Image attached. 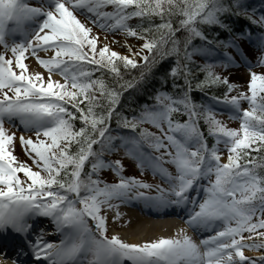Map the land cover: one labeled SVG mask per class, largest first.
<instances>
[{
	"label": "snow or ice",
	"instance_id": "snow-or-ice-1",
	"mask_svg": "<svg viewBox=\"0 0 264 264\" xmlns=\"http://www.w3.org/2000/svg\"><path fill=\"white\" fill-rule=\"evenodd\" d=\"M228 15L244 16L264 29V16L249 15L241 0H39L38 6L0 0V233L23 238L12 254L9 244L0 242V262L23 264L20 257L31 252L37 264H264V254L245 255L246 250L264 253V72L254 70L264 69V36L256 62L246 61L245 90L237 91L226 76L216 74L215 65L200 69L205 78L196 87L225 86L214 99L229 109L230 120L239 121L238 128L217 119L212 108L192 102V70L187 64L181 69V45L184 60L190 61L191 40H207L202 26L231 31L221 19ZM94 28L106 33L103 41ZM117 33L124 43L105 42L107 34ZM246 35L251 39L250 32ZM129 37L139 44H128ZM227 46L239 51L235 43ZM170 55L177 59L168 75L180 94L157 91L154 104H145L139 116H122L123 92L145 79L144 71L132 80L125 75L141 68V61L150 71ZM30 59L44 71H30ZM233 62L228 56L224 66ZM178 77L187 91L180 92ZM174 115L187 119L174 120ZM114 116L118 127L132 133L139 129L138 134L114 136ZM6 122L12 129L20 126L21 149L38 170L14 155L16 131ZM117 140L141 174L150 168L167 189L157 186L158 195H146L152 185L124 176L120 160H105L118 149ZM144 145L159 155L146 152ZM164 164L174 166L175 174ZM105 169L119 182L102 181ZM133 199L156 208L191 205L185 223L211 234L199 243L183 229L175 238L143 243L109 236L108 213L115 210V223L120 205ZM33 217L50 219L59 242L44 239L43 231L33 239Z\"/></svg>",
	"mask_w": 264,
	"mask_h": 264
},
{
	"label": "trees",
	"instance_id": "trees-1",
	"mask_svg": "<svg viewBox=\"0 0 264 264\" xmlns=\"http://www.w3.org/2000/svg\"><path fill=\"white\" fill-rule=\"evenodd\" d=\"M247 12L251 11L253 8L248 6L245 8ZM111 11V9H108ZM264 16V5L262 6V14ZM222 21L229 25L231 31H228L224 28L219 26H202L203 31L207 37V40H201L198 37H194L191 40V44L188 46L189 52L192 53L191 60L185 61L184 54H183V45H181V54H180V61H181V69H183L184 65L187 64L189 68L192 70V74L189 77L191 80V91L188 93L192 102L197 106H204L209 108L211 104L217 105L219 103L214 97H221L225 92V86L223 85H211L201 88L196 87L197 83L203 81L205 78V73L202 72L200 69L205 65H212L211 62L206 60L204 61H197L195 58L196 55H199L204 50H210L215 52L218 50L223 54H230L233 51V48L227 46L229 42H242L243 37L238 36L239 33H244L246 27H248V31L255 35V33L259 32L264 34V29L260 28L258 25L252 24L247 18L244 16H222ZM138 21L132 20L129 21L130 24L135 25ZM157 22H159L157 20ZM178 36L183 38L185 33H177ZM211 41V43H209ZM195 50V51H194ZM176 56L170 55L167 58L159 61L156 65L151 67V70L143 67V63L141 64L142 67L139 69L132 70L131 73L125 75V80H132L133 77H138L141 71L145 73V79L140 81L136 84L135 87L128 88L126 91L123 92L120 104L118 106V112L122 115L127 117L129 120L133 118V116H139L142 110V107L147 104L149 106L154 104V100L151 97L157 91L167 92L171 95H177L178 93L177 88H173V78L168 75L172 68L176 67ZM123 71V69H121ZM213 71L220 75L216 70V67L213 68ZM97 76L100 75L99 72L96 73ZM223 76V75H220ZM226 76V75H225ZM230 83L237 85L240 87L237 91L245 90L244 86L246 85L247 78L245 79H234L233 77L227 75L226 76ZM109 82L110 78H109ZM176 85H178L180 92L187 91V86L185 85V81L183 77H178L175 80ZM236 92H233L232 95H235ZM174 120H180L183 122L187 118L184 116L174 115ZM219 119V118H218ZM228 127L230 128H238L239 123L233 122L231 120L223 121ZM77 126H79L77 124ZM143 128L149 131V127L144 124L142 125ZM111 128L112 134L116 137L124 136L130 137L133 135H137V133H132L130 129L120 128L117 126L116 117L114 116L111 121ZM200 128L202 131L205 132L207 135L206 128L203 125V121L200 122ZM150 132V131H149ZM159 135V134H157ZM179 135V134H178ZM117 145L119 144V140L116 141ZM208 143L211 145L213 143L211 138H208ZM119 147V146H118Z\"/></svg>",
	"mask_w": 264,
	"mask_h": 264
},
{
	"label": "rangeland",
	"instance_id": "rangeland-1",
	"mask_svg": "<svg viewBox=\"0 0 264 264\" xmlns=\"http://www.w3.org/2000/svg\"><path fill=\"white\" fill-rule=\"evenodd\" d=\"M31 1L34 3L35 6H38V3H39L38 0H31ZM89 26H91V25H89ZM93 31H94V34L95 33H98L99 34V36H100V38H101L102 41L104 40V37H105L106 33L100 31L99 29H95V28L93 29ZM107 37H108V39L105 42H111V41H120L121 43H124L125 42V37L123 35L119 34V33L114 34V35L113 34H107ZM126 42L128 44H132V45H138L139 44V41H137V40H135L134 38H131V37L127 38V41ZM257 45H258V41L255 42V44H254L253 47H249L247 49L245 48L244 51H242V53H239V51H237V49H236V51H235V54L236 55L233 54V53L230 54L231 57L233 58V61H234L232 64H230V65H232V68H233L232 69L233 73H231V75H233V76H231V77H239L240 75L241 76H245L246 78L248 77L247 76L248 73L246 71L249 70V69L246 66V61L247 62H250V63H253V64L256 62V60L258 58V53H257V50H256L257 49ZM111 46H112V48L114 50L120 52L121 54H127L126 49L123 48V47H121V44H119V43H112ZM0 51H2V49H0ZM31 60L32 59L28 60L27 63H30ZM216 67H218L219 70H220V72H223V73H226V71L230 70L229 65L227 66V68L225 66H223V65H218ZM30 69H31V67H30ZM254 70L264 71V69H261V68H255ZM239 73H240V75H239ZM54 79L59 80L60 77L57 76V77H54ZM244 104L245 103L242 104L243 107H244ZM218 110H221L224 113H227V110L225 108H223V107H219ZM12 131H16V136H17V141H16V144H15V149H18V150L23 151L21 149V146H20V143H19V139H18V137L22 134L21 131L14 130V129H12ZM25 135H28V134H25ZM32 138L33 139L35 138L34 134H32ZM23 156H25V158L28 159L27 162H29L30 164L31 163L33 164V161L31 159L27 158L25 154H23ZM119 157L120 158H124L123 163L125 165L124 168L126 170H129V168H127L126 166H133V164L136 163L135 160H133L130 157H128L125 153H123V154L121 153V155H119ZM136 165H137V163H136ZM33 167L35 169V165ZM136 168H138L140 170V168L138 166ZM144 171H147L148 173H152L153 172V171H151V169L149 170V168H146ZM169 171L170 172L172 171V173L175 174V168H174V166H173V169L172 170H169ZM149 175H151V174H149ZM129 176H131V175H129ZM116 178H117V176L114 173L110 178H108V181L109 182H112V180H117ZM105 179H107V178H105ZM114 203H119V202H114ZM114 211L115 210H113V212L108 213V227H110L111 230H112V227L110 225L113 222L112 220H113V217H114ZM119 212H120V219L118 221L119 222H123V220H122L123 219V216L121 214L122 212L120 211V209H119ZM117 223H115V224H117ZM177 227L178 226L175 227V225H174V226L171 227V229L172 228H177ZM166 231H168V230H166ZM109 232L110 231L108 230V233ZM115 233H117V232H115ZM151 240H155V238H152Z\"/></svg>",
	"mask_w": 264,
	"mask_h": 264
},
{
	"label": "bare ground",
	"instance_id": "bare-ground-1",
	"mask_svg": "<svg viewBox=\"0 0 264 264\" xmlns=\"http://www.w3.org/2000/svg\"><path fill=\"white\" fill-rule=\"evenodd\" d=\"M259 33V32H257ZM42 56H44V54H41ZM50 55V54H49ZM46 58V57H45ZM29 66L31 67L30 71H44L43 69H40L35 60L32 59L30 63H28ZM137 217V216H135ZM133 216H131V218H129V223L126 224V229L122 230L120 232V234L117 233H112L113 235H118L122 240H125L129 243H143L145 241H150L152 238L155 239H159V238H175L176 234L183 229V231L185 232V234H187L188 236H190V234L192 232H195L193 229H187V227L185 225H181L177 228H172V226H174L175 224L168 222V224H150L147 220H141L138 218H135ZM44 223H47V221H44V217L42 218H37L33 220V229L38 228L40 225H44ZM117 223V222H115ZM114 222H112V224L114 225V227H121L122 225L119 224H115ZM47 226L49 227V225L47 224ZM177 225H175L176 227ZM113 227V228H114ZM124 228V227H122ZM170 229V230H169ZM168 230V231H166ZM207 233V232H206ZM211 234V233H210ZM209 234V235H210ZM209 235H206L205 238H207ZM191 237V236H190ZM44 239L51 241L53 243L55 242V239H53V237L49 236V237H44ZM59 242V241H58ZM57 242V243H58ZM247 251V250H246ZM251 254L254 255V257H258L264 253H258L256 252H250ZM12 254V253H10ZM0 264H6V262H0Z\"/></svg>",
	"mask_w": 264,
	"mask_h": 264
}]
</instances>
